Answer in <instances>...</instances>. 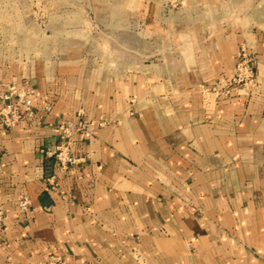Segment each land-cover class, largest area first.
Segmentation results:
<instances>
[{
	"label": "crops",
	"instance_id": "obj_1",
	"mask_svg": "<svg viewBox=\"0 0 264 264\" xmlns=\"http://www.w3.org/2000/svg\"><path fill=\"white\" fill-rule=\"evenodd\" d=\"M87 1L101 46L40 38L26 60V26L1 20L26 0H0V91L35 109L0 124V264H264V0ZM243 47L257 85L218 94ZM79 119L63 168L44 150Z\"/></svg>",
	"mask_w": 264,
	"mask_h": 264
},
{
	"label": "rangeland",
	"instance_id": "obj_2",
	"mask_svg": "<svg viewBox=\"0 0 264 264\" xmlns=\"http://www.w3.org/2000/svg\"><path fill=\"white\" fill-rule=\"evenodd\" d=\"M19 4L23 5V3L14 2L11 3V6L17 7ZM93 6L94 3H89L87 0H78L73 3L26 0L24 3L26 10L25 18H1V20L4 22L8 20L11 25L15 26L22 24L26 26V60H32L38 56L39 50L35 47H38L40 38L44 41H49V39L53 40L57 36H59V39L65 41L68 46H82L83 49L77 52L85 54L88 52L85 49L87 46H101L100 43H102L103 39L107 38L101 30L103 25L102 19L86 16L87 12L93 9ZM71 10L76 11L79 17L70 18L69 13ZM58 13H61L62 16L54 17V15ZM131 25L135 27L133 21H131ZM64 30H68V32ZM149 36L150 35L144 34L143 39L149 41ZM123 38L127 43H132L135 40V33L133 31L126 33L123 35ZM47 46V49L42 50V53L52 54L57 52L58 54H62L64 52H69L50 49L49 47H52L51 43H48ZM98 52L102 53L103 49H100Z\"/></svg>",
	"mask_w": 264,
	"mask_h": 264
},
{
	"label": "built area",
	"instance_id": "obj_3",
	"mask_svg": "<svg viewBox=\"0 0 264 264\" xmlns=\"http://www.w3.org/2000/svg\"><path fill=\"white\" fill-rule=\"evenodd\" d=\"M256 61V54L243 47L230 77L218 82L213 88L215 92L220 95L229 96L235 89L256 86L258 82ZM33 93L31 89L24 93L0 91V124L4 128L10 129L16 127L24 119L34 116L35 109L31 102ZM45 109L47 111L51 109L49 102L46 103ZM91 124L92 122L87 119L60 122L55 127L59 142L45 149V155L55 159L63 168L76 163L78 159L72 154L73 137L77 133L81 136L88 135L91 130ZM101 124L102 122L99 123V125ZM29 206L30 200L26 196L19 198V211L25 212ZM5 218V212L0 209V229L5 224ZM55 261L56 258L52 257L50 264H55ZM6 264L13 263L7 262Z\"/></svg>",
	"mask_w": 264,
	"mask_h": 264
}]
</instances>
